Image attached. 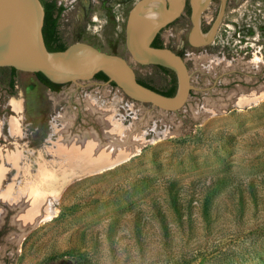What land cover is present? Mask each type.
Listing matches in <instances>:
<instances>
[{
  "label": "rangeland",
  "instance_id": "rangeland-1",
  "mask_svg": "<svg viewBox=\"0 0 264 264\" xmlns=\"http://www.w3.org/2000/svg\"><path fill=\"white\" fill-rule=\"evenodd\" d=\"M140 1L127 0L114 19L78 0L87 44L179 82L174 70L140 62L129 47ZM221 5L212 0L206 15ZM225 12L215 41L192 47L184 27L170 25L161 46L183 58L193 86L264 105V0H228ZM108 119L122 137L142 138L141 147L109 167L73 168L59 153L62 142L91 134L112 143ZM16 123L3 189L27 186L41 199L32 215L51 205L53 212L22 231L13 221L18 210L5 206L0 264H264V109Z\"/></svg>",
  "mask_w": 264,
  "mask_h": 264
},
{
  "label": "water",
  "instance_id": "water-1",
  "mask_svg": "<svg viewBox=\"0 0 264 264\" xmlns=\"http://www.w3.org/2000/svg\"><path fill=\"white\" fill-rule=\"evenodd\" d=\"M58 1L65 5L60 26L66 49L51 51L43 35L45 10L41 0H0V204L16 120L264 109L260 103L193 86L183 58L152 45L158 31L176 17L183 0L173 16L137 47L162 53L170 62L141 59L132 42V16L139 6L151 0L135 5L128 24L129 47L134 57L142 63L168 67L179 75L176 92L171 97L139 81L166 91L173 87L174 80L134 70L124 57L89 47L78 1ZM159 1L169 11L166 0ZM225 3L226 0L215 25L200 45L214 41L225 14ZM198 26L196 17V29ZM11 67L17 70L12 71ZM37 72L64 85L59 91H51L38 79ZM99 72L107 74L109 81L94 78ZM5 106H11L12 110L5 113Z\"/></svg>",
  "mask_w": 264,
  "mask_h": 264
},
{
  "label": "bare ground",
  "instance_id": "bare-ground-1",
  "mask_svg": "<svg viewBox=\"0 0 264 264\" xmlns=\"http://www.w3.org/2000/svg\"><path fill=\"white\" fill-rule=\"evenodd\" d=\"M170 1L172 2L173 7H172V10H169V11L164 10L162 1L160 2L159 0H151L139 6L136 12H134L132 16L133 27L131 31V36L132 37L134 36V39L132 40V42H133V45L136 47V49L137 47L139 48V46H142L143 44L142 42L148 39L161 23L168 20L178 10L181 0H170ZM196 2H195V5L198 7L202 4V0H198V1L196 0ZM193 36L195 37L194 41H197V42L203 41V39H205V35L199 32L194 33ZM136 52H137V55L141 59H144V60L152 59V60L170 62V59L167 58L162 53H156L153 51H149L147 49L146 50L137 49ZM257 60L261 61V59H259L258 57H257ZM262 91H264L263 88H262ZM259 98H256V101ZM109 120L110 119H108L106 122L107 127L105 131L107 132L109 136L113 138L112 143L105 144L104 142H101L102 140H99V139L96 140V138H94L95 136L93 137L91 134H87L86 136H84V138L77 137V139H71L70 141L72 143L70 141L68 142V140H65L64 142H62L63 145L65 146L61 145L59 147V153L60 151L61 152L64 151L65 153H68L66 151H70L68 154L63 153L62 156H67L71 164L77 165L76 167H74L73 165L72 166L73 168H76V169H79L80 167L83 168V166L85 165L88 166L87 165L88 163H94L95 166H97V168L101 166H106V165L107 167H109V166L118 164L119 162H122L123 160L127 158V155L129 156L132 152L136 151L138 148L141 147L143 143L142 138L140 139L136 135L134 136L132 140H129L128 138L126 139V137H122L123 134L121 132L120 133L122 135L119 134V132H117L116 125ZM18 128H19L18 124L15 123L14 132H18L17 130ZM62 143L60 142V144ZM72 144H74V146L76 144L77 145L76 147L78 146L80 147L78 148V150H76L75 147L72 146ZM84 149H86V151ZM32 186H33V189L37 192L40 189L39 187H36L35 185H32ZM27 190H29V187L27 186H23L17 191H14L13 189H10V188L3 189L2 199H1V204H0V211H1L0 218H2L4 216L3 214L5 213V211H7L5 206H8L10 208L11 207L16 208L18 210L14 216L13 221L17 225H19L22 231L27 230V226H29V223L33 222L32 219L34 217L36 218V216H38L34 221L36 223L39 221L40 217H44L45 215H47V212H50V213L53 212V206L51 205L50 207L48 206L47 211L41 210V212L39 211L37 215H32L35 208L40 207L41 199L37 197V195H35L36 197H32V192H31L32 189L31 191H27ZM38 194H40V192H38ZM21 233L22 234H20V236H17V237L19 238L23 237V234L25 232H21Z\"/></svg>",
  "mask_w": 264,
  "mask_h": 264
},
{
  "label": "flooded vegetation",
  "instance_id": "flooded-vegetation-1",
  "mask_svg": "<svg viewBox=\"0 0 264 264\" xmlns=\"http://www.w3.org/2000/svg\"><path fill=\"white\" fill-rule=\"evenodd\" d=\"M78 1V0H75ZM94 4H99V9L107 12L108 15L114 19H121V15L124 12L125 5L127 4V0H91ZM222 2L224 0H219ZM44 10H45V18L43 24V35L45 43L48 46L52 47H59L61 45H65L64 39L61 35V24L60 20L62 15L64 14L65 8L64 3L58 0H41ZM212 0H205L199 7L195 5L194 0H183L182 5L180 7L179 12L177 13L176 17L169 21L165 26H163L158 33L155 35L152 45L156 44L158 46L165 43L164 41L160 42L163 39L162 31L166 29V27L170 25H174V28H182L184 27L183 33L187 32L188 35V42L192 47H202L200 45L203 41L197 42L191 39V34L193 32H199L205 35L207 24L212 25L215 21L216 15H206L207 9L210 7ZM228 0H226V7H227ZM223 5L220 6V11ZM166 7H171L170 0H166ZM200 10V13L197 14V11ZM219 11V10H218ZM226 15V12H225ZM199 18V26L198 29L195 27V18ZM175 30V29H174ZM217 35V34H216ZM216 38V37H215ZM214 38V41H215ZM196 43V44H195ZM198 44V45H197ZM12 71L17 70L15 67H11ZM96 78V77H94ZM109 81V80H108ZM47 87V86H46ZM51 91V88L47 87ZM9 105V103L7 104ZM6 105V106H7ZM4 107L5 113L12 110L11 106Z\"/></svg>",
  "mask_w": 264,
  "mask_h": 264
},
{
  "label": "trees",
  "instance_id": "trees-1",
  "mask_svg": "<svg viewBox=\"0 0 264 264\" xmlns=\"http://www.w3.org/2000/svg\"><path fill=\"white\" fill-rule=\"evenodd\" d=\"M153 46H155V47H162L161 45L160 46H158V45H156V44H154ZM48 48H49V50H51V51H59V50H65L66 49V46L65 45H61V46H59V47H52V46H48ZM164 70H166L167 72H172L173 74H174V72L173 71H171L170 69H168V68H166V67H162ZM16 71V70H15ZM36 75H37V77H38V79L45 85V86H47V87H49V88H51L52 90H55V91H59L61 88H62V86L64 85V84H61V83H55V82H53V81H51L48 77H46V75H44L42 72H37L36 73ZM97 79H101V80H104V81H108L109 80V77H108V75L107 74H105L104 72H99V73H97L96 74V76H95ZM142 85H144L145 87H148V88H150V89H152V90H154V91H156V92H158V93H161V94H163V95H165V96H169V97H171V96H173L174 94H175V92H176V79H174V85H173V87H171V88H169L168 90H166V91H161V90H158V89H156V88H154L153 86H150L149 84H147V83H145V82H143V81H139ZM113 84H115L114 82H112Z\"/></svg>",
  "mask_w": 264,
  "mask_h": 264
},
{
  "label": "crops",
  "instance_id": "crops-1",
  "mask_svg": "<svg viewBox=\"0 0 264 264\" xmlns=\"http://www.w3.org/2000/svg\"><path fill=\"white\" fill-rule=\"evenodd\" d=\"M8 171H9V169H8V167H7V172H6V177H5V179L7 178V173H8Z\"/></svg>",
  "mask_w": 264,
  "mask_h": 264
}]
</instances>
